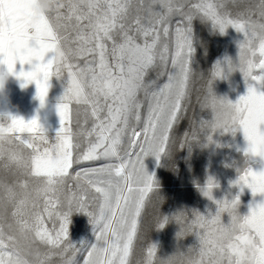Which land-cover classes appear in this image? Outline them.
<instances>
[{
	"label": "rangeland",
	"instance_id": "1",
	"mask_svg": "<svg viewBox=\"0 0 264 264\" xmlns=\"http://www.w3.org/2000/svg\"><path fill=\"white\" fill-rule=\"evenodd\" d=\"M29 26L44 78L0 99V264H252L264 0H36Z\"/></svg>",
	"mask_w": 264,
	"mask_h": 264
},
{
	"label": "crops",
	"instance_id": "2",
	"mask_svg": "<svg viewBox=\"0 0 264 264\" xmlns=\"http://www.w3.org/2000/svg\"><path fill=\"white\" fill-rule=\"evenodd\" d=\"M35 4L36 0H0V75H7L0 99H14L10 109L31 104L43 83V61L29 26Z\"/></svg>",
	"mask_w": 264,
	"mask_h": 264
},
{
	"label": "bare ground",
	"instance_id": "3",
	"mask_svg": "<svg viewBox=\"0 0 264 264\" xmlns=\"http://www.w3.org/2000/svg\"><path fill=\"white\" fill-rule=\"evenodd\" d=\"M260 55L255 73L243 88L245 109L238 128L239 144L250 160V166L238 186L248 194V221L258 240V253L252 264H264V40L258 47ZM252 75V73H251Z\"/></svg>",
	"mask_w": 264,
	"mask_h": 264
},
{
	"label": "water",
	"instance_id": "4",
	"mask_svg": "<svg viewBox=\"0 0 264 264\" xmlns=\"http://www.w3.org/2000/svg\"><path fill=\"white\" fill-rule=\"evenodd\" d=\"M8 114L7 113H0V121H5L7 118Z\"/></svg>",
	"mask_w": 264,
	"mask_h": 264
},
{
	"label": "built area",
	"instance_id": "5",
	"mask_svg": "<svg viewBox=\"0 0 264 264\" xmlns=\"http://www.w3.org/2000/svg\"><path fill=\"white\" fill-rule=\"evenodd\" d=\"M16 113L18 114L19 113V111H16ZM37 139V137H36V135H34V140H36Z\"/></svg>",
	"mask_w": 264,
	"mask_h": 264
}]
</instances>
